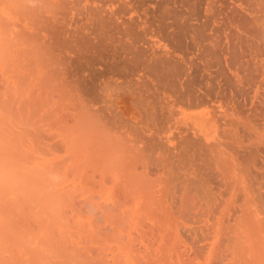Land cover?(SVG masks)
<instances>
[{
    "label": "bare ground",
    "instance_id": "1",
    "mask_svg": "<svg viewBox=\"0 0 264 264\" xmlns=\"http://www.w3.org/2000/svg\"><path fill=\"white\" fill-rule=\"evenodd\" d=\"M0 264H264V0H0Z\"/></svg>",
    "mask_w": 264,
    "mask_h": 264
},
{
    "label": "rangeland",
    "instance_id": "2",
    "mask_svg": "<svg viewBox=\"0 0 264 264\" xmlns=\"http://www.w3.org/2000/svg\"><path fill=\"white\" fill-rule=\"evenodd\" d=\"M30 108V107H29ZM33 107H31L30 108V110H28V109H26L25 111H23V113H22V111H21V114L22 115H24V116H26V118L28 119H30L31 118V120H28V122L26 121V124H27V126H24V128H23V130L25 129V131L26 132H29L30 134H29V140L31 141V143H32V146H33V148H34V153L36 154V155H39V156H43L44 155V153L43 152H38V150H40V151H42L41 149H44V151L46 152V149H47V153H50L51 152V150H50V147H47L48 145H52V139H51V136H52V133H51V128H50V126H51V124H52V122H53V119H48V118H46L45 116H47L48 115V117H49V115H51V114H49V113H51V112H48V111H45L46 113H47V115L45 114L44 116H43V112L44 111H42V110H40V108H38V107H35L34 109H32ZM47 109V108H46ZM42 111V112H41ZM39 115H41V118L40 117H37V116H39ZM24 116H21V118H23ZM52 116H53V114H52ZM51 117V116H50ZM25 118V120H27ZM38 118V119H37ZM52 118V117H51ZM36 119V120H35ZM40 119V120H39ZM47 119V120H46ZM23 120H24V118H23ZM51 120V121H50ZM32 121V122H31ZM50 121V123H48ZM44 122V123H43ZM34 123V124H33ZM47 123V124H46ZM26 124H23V125H26ZM30 124H32V125H30ZM49 124V125H48ZM30 125V126H29ZM21 126H22V124H21ZM21 126H19V127H21ZM32 126V127H31ZM19 127H18V129H19ZM23 127V126H22ZM27 129H26V128ZM29 127H31L33 130H35V131H31V128H30V130H29ZM35 129H34V128ZM43 128V129H42ZM37 129V130H36ZM19 130H21V128L19 129ZM39 130V131H38ZM45 131V132H44ZM50 132L51 133V135H50V133H48V132ZM36 132V133H35ZM37 132L39 133V134H37ZM34 133V134H33ZM47 133V134H46ZM36 134V135H35ZM48 137H47V136ZM50 135V136H49ZM33 136H34V138H33ZM43 136V137H42ZM37 138V139H36ZM41 138V139H40ZM48 138V139H47ZM51 139V140H50ZM37 141V142H36ZM44 143H46V144H44ZM44 145V146H43ZM39 146V147H38ZM46 146V147H45ZM50 151V152H49ZM38 153H40V154H38ZM41 153H42V155H41ZM46 155V154H45ZM48 160L47 159H45V162H47ZM72 162V163H71ZM71 162H68V163H70V164H75V161H71ZM78 162V161H77ZM76 165V164H75ZM78 165V164H77ZM72 167V166H71ZM74 167V166H73ZM73 169V168H72ZM71 169V170H72ZM75 170V169H74ZM69 171H70V169H69ZM68 171V172H69ZM74 173H72V174H69V173H71V172H69L68 174L69 175H72L71 177H73V176H75V179H72L69 175H68V177H66L65 178V183H67V184H69V179H71L72 181H73V183H70V184H73V186H76V185H74V183L75 182H77V181H79V179H77V178H79V177H77V175H78V172L75 170V171H73ZM75 172H76V174L77 175H73V174H75ZM77 177V178H76ZM67 178H69V179H67ZM74 178V177H73ZM68 180V181H67ZM70 180V182H72ZM76 184V183H75ZM77 184H78V182H77ZM73 190H76V188H74Z\"/></svg>",
    "mask_w": 264,
    "mask_h": 264
}]
</instances>
